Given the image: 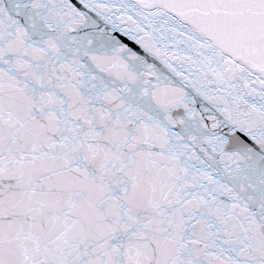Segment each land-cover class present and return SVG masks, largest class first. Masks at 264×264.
I'll return each mask as SVG.
<instances>
[{"label": "snow or ice", "instance_id": "snow-or-ice-1", "mask_svg": "<svg viewBox=\"0 0 264 264\" xmlns=\"http://www.w3.org/2000/svg\"><path fill=\"white\" fill-rule=\"evenodd\" d=\"M0 264H264V0H0Z\"/></svg>", "mask_w": 264, "mask_h": 264}]
</instances>
